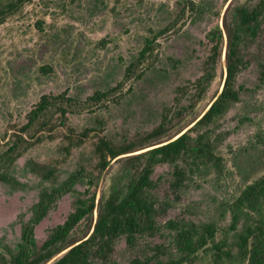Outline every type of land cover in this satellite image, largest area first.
<instances>
[{
    "label": "rangeland",
    "instance_id": "1",
    "mask_svg": "<svg viewBox=\"0 0 264 264\" xmlns=\"http://www.w3.org/2000/svg\"><path fill=\"white\" fill-rule=\"evenodd\" d=\"M259 1L29 0L0 24V155L20 134L41 95L65 93L76 100L63 124L58 113H49L41 140L0 169L6 175L0 179V264L1 257L9 260L6 249L20 241L43 190L58 196L34 226L37 245L73 209L75 191L88 186L95 191L93 213L68 240L92 232L105 200L115 191L125 192L139 177L146 163L141 152L190 127L220 92L237 8ZM217 26L223 36L221 56L214 78L200 86L211 46L207 33ZM150 29L158 32L152 52L136 62ZM240 53L243 63L234 82L241 88L238 100L198 128L204 135L201 151L154 167L145 193L153 203L154 228L136 233L131 244L125 235L116 238L109 260L163 264L185 257L181 264H247L254 235L246 248L240 246L241 236L251 230L264 245V192L256 208L237 210L232 226L242 191L264 177V14L256 33L241 38ZM131 62L136 70L126 76ZM140 70L143 74L135 78ZM97 91L107 95L89 99ZM164 121L161 137H148ZM100 138L135 150L111 159L97 177L93 148ZM176 169L184 171L177 184ZM76 172L78 177L69 181ZM90 172L93 184L82 177ZM182 231L195 242L185 251L176 239Z\"/></svg>",
    "mask_w": 264,
    "mask_h": 264
},
{
    "label": "trees",
    "instance_id": "2",
    "mask_svg": "<svg viewBox=\"0 0 264 264\" xmlns=\"http://www.w3.org/2000/svg\"><path fill=\"white\" fill-rule=\"evenodd\" d=\"M27 1L29 0L0 2V24L9 15L16 13ZM263 14L264 0H260L251 8H237V25L227 35L225 77L220 92L210 102L207 109L191 122L193 124L190 127L187 129L185 127L182 128L165 141L148 145V149L141 152L140 155L146 157V163L139 177L130 183L125 192L115 191L105 200L98 210L95 224L89 235H85L79 240H68V235L73 228L83 218L93 213L95 191L90 192L88 186L83 192L75 191L73 209L68 213L65 220L53 227L46 239L40 245H37L33 235L34 226L45 215L51 203L58 196L57 191L43 190L34 206L32 217L22 227L20 241L13 248L7 247L9 260L1 257V264H118L109 260L107 256L112 251L115 239L125 235L127 242L131 244L136 233H142L146 230L152 231L154 228L152 220L153 203L145 195L146 189L152 186L149 176L153 172L154 167L160 163H174L190 150L201 151L204 135L199 133L198 128L210 124L216 116L224 112L228 103L238 100L241 88H236L234 82L243 63L240 53L241 38L246 33L247 35L256 33ZM150 32L151 35L144 39V45L138 52L136 62L143 61L152 52L158 32H154L152 29H150ZM207 39L211 44L210 53L204 60V74L198 79L200 86L209 83L215 76V67L221 56V44L223 41L219 26L207 33ZM136 62L128 64L125 72L126 76H130L134 69L136 70ZM142 74L143 70L138 71L135 78H140ZM200 90L202 91L203 88H200ZM65 95V93L41 95L38 102L28 112L25 124L20 127V134H16L8 148L0 155V169L4 166L12 165L24 151L41 140L42 136L40 133L47 125L45 118L46 116L48 117L49 113H51L50 115L53 112L58 113L59 123H64L67 119V113L72 110L71 106L75 105L76 101ZM106 95L107 92L97 91L89 99L100 101ZM164 125L165 121L155 127L148 134V137L154 139L161 137L165 131ZM24 135L30 140L23 138ZM132 147L133 145L129 144L114 146L104 138L98 139L93 148L97 158L94 166L97 177L108 166L111 159L135 150ZM78 174L79 172H76V175L72 174L69 177V181H74ZM175 175L177 176L176 184L180 183L184 177L183 169H176ZM82 177L86 179V183H94V180H92L93 172L82 173ZM0 179H6L5 173H0ZM263 192L264 177L248 185L242 191L234 204L232 226L237 222V210L242 205L252 209L256 208ZM206 231L210 235L213 234L211 226H207ZM188 233L182 231L176 238L178 247L182 251L188 250L195 245L192 237L187 235ZM251 234L254 235L253 244L248 250L247 264H264V245L254 232L249 230L246 235L241 236L240 246L242 248L247 247V241ZM60 252L63 253L52 260ZM183 259L185 257L170 260L163 264H181ZM132 264L148 263L134 260Z\"/></svg>",
    "mask_w": 264,
    "mask_h": 264
},
{
    "label": "water",
    "instance_id": "3",
    "mask_svg": "<svg viewBox=\"0 0 264 264\" xmlns=\"http://www.w3.org/2000/svg\"><path fill=\"white\" fill-rule=\"evenodd\" d=\"M187 129V128H186Z\"/></svg>",
    "mask_w": 264,
    "mask_h": 264
}]
</instances>
